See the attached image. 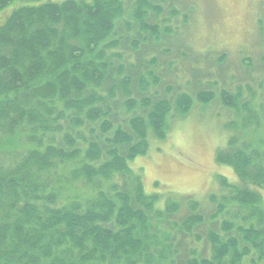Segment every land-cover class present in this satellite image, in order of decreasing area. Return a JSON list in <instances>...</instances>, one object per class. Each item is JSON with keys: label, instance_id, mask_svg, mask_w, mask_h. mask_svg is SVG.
Returning <instances> with one entry per match:
<instances>
[{"label": "trees", "instance_id": "16d2710c", "mask_svg": "<svg viewBox=\"0 0 264 264\" xmlns=\"http://www.w3.org/2000/svg\"><path fill=\"white\" fill-rule=\"evenodd\" d=\"M190 9L186 0H0V264H264V141L255 137L264 101L261 119L240 93L179 91L168 71L169 84L155 76L158 57L146 59L190 60L194 46L162 18ZM220 54L216 65L231 71ZM215 100L236 117L215 163L237 178H219L216 212L147 194L129 163L165 139L172 109L185 117ZM115 175L122 187L100 185Z\"/></svg>", "mask_w": 264, "mask_h": 264}, {"label": "rangeland", "instance_id": "374dc122", "mask_svg": "<svg viewBox=\"0 0 264 264\" xmlns=\"http://www.w3.org/2000/svg\"><path fill=\"white\" fill-rule=\"evenodd\" d=\"M186 1L194 7L190 11L186 10V17L180 11L175 18L168 14H164L162 18L169 19L167 23L172 30H180L181 42L188 47L194 46L195 49L187 61H180L177 52L175 56L167 57L160 56L162 53L158 50L159 53L146 56L148 63H152V57H158L157 66L152 68L155 76L163 79V84H169L171 77L176 79L179 91L204 90L218 94L225 90L233 94L240 93L241 103L251 104L262 119L263 114L260 112L263 111H260V106L264 101V0ZM197 2L200 7L196 6ZM164 49L168 48L164 46ZM220 52L229 58L231 71L229 65H216ZM199 59L205 60V64L194 66V61ZM170 61H175L172 69H168L167 62ZM210 61L213 65L208 66ZM251 63L254 67L250 70L247 67ZM167 71L171 77L164 76ZM196 82L198 84L193 85ZM151 84L154 85L153 82ZM151 88L152 92L159 93L160 98L165 97L164 86ZM119 114L120 118L127 116L122 110H119ZM235 120L236 117L222 108L217 100L205 105L194 103L185 117L178 116L172 109L167 118L165 139H150L146 155L129 163L132 171L129 177L141 176L147 194H158L162 198L171 194L186 196L198 202L201 210L212 211L213 203L209 201V196L222 191L219 178H225L230 184L237 181L230 168L215 163L216 152L228 146L232 135L227 124ZM258 121H261L262 128L259 126L255 137L264 141L263 122ZM125 181L126 177L115 175L111 181L100 185L106 189H109L110 184L122 187ZM215 209L216 204L212 214L216 212ZM220 219L215 223L217 226ZM186 242L200 257L208 258L210 250L207 245L203 246L204 242L198 244L192 238H188Z\"/></svg>", "mask_w": 264, "mask_h": 264}]
</instances>
